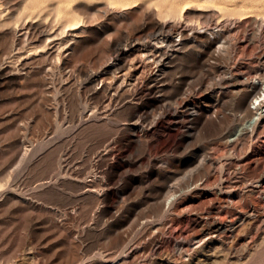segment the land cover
<instances>
[{
    "label": "rangeland",
    "instance_id": "374dc122",
    "mask_svg": "<svg viewBox=\"0 0 264 264\" xmlns=\"http://www.w3.org/2000/svg\"><path fill=\"white\" fill-rule=\"evenodd\" d=\"M175 1L169 15L164 0H0V264H264V224L178 244L193 212L264 203V190L242 192L264 176V127L233 151L225 144L255 107L252 96L239 104L264 67V0ZM159 22L188 34L152 82L139 52H154ZM216 24L234 46L211 59ZM115 47L128 48L121 61ZM184 91L188 106L176 109ZM217 176L239 181L238 209L219 203ZM171 183L182 192L166 210ZM130 248L135 258L121 259Z\"/></svg>",
    "mask_w": 264,
    "mask_h": 264
},
{
    "label": "bare ground",
    "instance_id": "6f19581e",
    "mask_svg": "<svg viewBox=\"0 0 264 264\" xmlns=\"http://www.w3.org/2000/svg\"><path fill=\"white\" fill-rule=\"evenodd\" d=\"M123 1L124 2L120 6H125L127 4H131L137 0H123ZM164 2L167 3V5H168L167 9H165V10L164 9H158V12L159 13L165 12L169 15H174L175 14L176 1L175 0H164ZM135 5L136 4H134L133 6H135ZM181 24L174 23V25L166 27L161 22H159L154 27L152 33L151 34L149 33L150 35L148 37V39L152 40L155 44V46L153 47V48H155L154 52L149 51V50H144L143 48L139 52L140 60L145 62V66H148V65L150 66V67H148L149 68L148 71L150 73L149 72L148 73L151 74L150 78H152V82L157 81V80L160 81L159 77L162 75L163 66L166 63V56L170 54L172 48H174L175 46L182 43L181 41L176 42L175 37L179 36L182 39L183 37H186V35L188 34L187 30H186L187 28L184 27L185 25L183 26ZM213 29L214 30L211 29V33H210L212 36L208 37L205 43H206V46L211 50L208 53V58L210 57L211 59H216L217 55H219L220 53H225V54L229 53V49L231 50L232 47L234 46V44L233 43H228V45L225 44V40L223 39L224 38V33H223L224 30L222 29V25L219 26L216 24ZM202 35H203V33L200 32L199 28H198V30H196V33H195V38L201 37ZM128 42L132 43L131 40ZM159 43H161L160 46L158 45ZM162 45H164V46L162 47ZM125 46H128V43L125 44ZM127 49L128 48H125V47L124 48L123 47H117L116 48V54H115V60L121 61L124 58V56L127 54V52H128ZM128 67H129V65H128ZM127 69H130V67ZM218 70L222 73V72H226L227 68L225 66H222V67H219ZM223 74H225V73H223ZM148 76L149 75H147V77ZM145 79H146V77H145ZM249 79H250L251 86H249V89H246L245 87H244V89H242V90H245L246 92L244 94H240L239 106L241 108L243 107L242 102H243L245 97L252 96V104L255 105V107H254V110H251V108H244L243 109V111H244L243 115L245 117H247V120L245 122H243L242 124H240V126L237 127L233 132H231L230 134L227 135L226 140H225V144L230 147V150L232 149L231 151H233L234 148L241 145L242 141L245 138H250L251 140H253L254 138H257L260 134L259 130L264 127V67L262 69H260L258 72H256L255 75H252V77L248 78V80ZM123 82L124 81H122V84H123ZM133 83H129V85H128V86H131V89H133L132 87L134 86V90H133L130 97L132 99H138L142 102L143 94L140 93L137 89L140 85L135 86V84L133 85ZM142 83H143V81L141 82V84ZM148 87H150V86H148ZM104 90H106V88H104ZM153 93H154V90L152 89L149 92V94H153ZM114 94H116V92ZM114 94H112L113 97H115ZM184 94H185V96L183 97L181 102L176 104V106H175L176 109L179 107L184 108V107L188 106L187 105L188 99H189L190 95H192V94L190 91H184ZM216 100H217V98H216ZM134 109H135L134 111L137 113V116H136V119L132 121V124L137 128L143 129V108L140 106H134ZM166 109H167V106L165 104H163L160 107V110L158 112L153 113V115L151 116L152 117L151 122H153L157 117L161 116ZM208 160L209 159H206L205 157L200 158L201 163L206 162ZM209 164L213 165L212 162H210ZM236 164H234L235 166H233L232 170H230V171L227 170L228 175L236 174L237 170L240 169L241 164L240 163H239L240 165H238V164L236 165ZM214 170H216V169H214ZM217 171L219 173V170H217ZM220 175H222V174L220 173ZM215 176H216V174H215ZM226 179H227L226 177L219 176L217 179H214L216 181H214V182L211 181V183L215 186V188L218 191L217 195L218 194L222 195L219 197L216 196V197H218L217 199H218L219 203L220 202L222 203V207H229V208L236 209L237 208L236 203L238 202L239 198L240 199L243 198V196H242L243 193L244 194L246 193L249 195V194L260 193L264 190V176L258 177L257 180L254 182L251 181L253 183L247 184V182H246V186H244V191H242L243 193L242 192L241 193L233 192L234 189L239 188V181L235 180L233 182V184L229 185V184H227ZM200 183H201V181H197L193 185V187L194 188L198 187V186L200 187V185L204 182H202L201 184ZM240 188H241V186H240ZM181 192H182V190L178 186L177 183H171L167 186V188L164 192L163 198H162L163 203L166 206V210L170 209L178 201V199L180 198ZM234 198H238V199H234ZM170 222H172V221H170ZM186 224L188 227H190L191 234H189L190 232L189 233L187 232L188 230L182 229V227H181L182 230L180 229L181 233H179L180 237H178L179 238L178 244L180 246H185V245L188 246V245L192 244V242L193 243L194 242L199 243L200 241L205 242L206 240H210L212 242V240L214 239L215 236H217V237L219 236L220 238H222V236L223 237H229V239H230V237L235 236L236 233L239 230H242L241 228H243L246 225H252L253 224V225H256L257 227L260 228V225L262 226L264 224V203L260 204L258 206L257 205H247V206H245V208H241L239 211H237L235 213V215H231V216H226V215H223L222 213L211 214L208 210L204 211L203 213L193 212L192 214H190L187 217ZM183 231H186V233H182ZM154 242L157 243V240H154ZM190 248L191 247H189L188 249H190ZM136 250H137V248L136 249L130 248L129 251L126 250L127 252H125V254H124L125 256H122L121 259L126 260V258L128 256L135 258V255L137 252ZM185 250H187V248ZM109 264H112V263H109Z\"/></svg>",
    "mask_w": 264,
    "mask_h": 264
}]
</instances>
